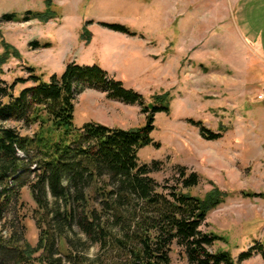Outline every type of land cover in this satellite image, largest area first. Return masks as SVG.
<instances>
[{"label": "rangeland", "instance_id": "obj_1", "mask_svg": "<svg viewBox=\"0 0 264 264\" xmlns=\"http://www.w3.org/2000/svg\"><path fill=\"white\" fill-rule=\"evenodd\" d=\"M48 1L51 16H44L46 0H0V55L4 43L20 55L9 54L0 65V78L8 83L27 79L28 67H33L49 80L69 62L95 64L141 93L147 104L166 95L169 109L154 113L151 133L159 146H144L139 161H163L152 174L159 181L171 178L177 165L197 172L201 181L191 190L194 195L203 196L214 186L226 193L203 224L204 230L223 237L211 251L227 250L237 259L256 242L264 245V197L243 194L264 193V0ZM26 11L36 17L2 20L7 13L21 19ZM100 21L122 24L134 35ZM29 85L19 84L16 92ZM74 101L76 127L89 121L124 129L145 124L139 104L107 99L97 89L85 88ZM190 118L222 136L203 137ZM33 128L23 126L21 132L31 134ZM23 173L14 211L22 218L24 239L35 245L39 229L29 183L36 173ZM106 251L105 263L113 264L117 250ZM87 253L92 258L101 251L95 245ZM170 257L173 264H188L175 244ZM237 264H264V259L253 252Z\"/></svg>", "mask_w": 264, "mask_h": 264}, {"label": "trees", "instance_id": "obj_2", "mask_svg": "<svg viewBox=\"0 0 264 264\" xmlns=\"http://www.w3.org/2000/svg\"><path fill=\"white\" fill-rule=\"evenodd\" d=\"M46 4L44 16H51V3L46 0ZM24 14L19 19L17 13H7L2 20L36 17L30 11ZM100 24L134 35L119 23ZM4 49L0 65L11 53L20 57L6 43ZM28 70L27 79L16 77L8 83L0 78V264H106L108 247L118 252L113 264H173V244L181 248L188 264H237L253 252L264 259V245L257 242L237 259L227 250L209 249L223 237L204 230L203 224L224 201L225 192L214 186L203 196L194 195L191 190L201 181L197 172L177 165L171 178L159 181L152 174L163 161H139L140 149L159 146L151 133L154 113L169 109L166 95L147 104L141 93L124 87L95 64L69 62L60 76L53 74L49 80L33 67ZM27 81L32 85L16 92ZM85 88L103 91L110 100L139 104L146 113L145 124L124 129L89 121L76 127L74 99ZM188 121L207 139L222 136L199 120ZM23 126L34 127L32 133L21 132ZM31 170L36 173L29 187L39 229L35 245L24 239L22 218L14 211L18 183L24 182L21 175ZM243 194L264 197V193ZM95 245L102 254L91 258L87 250Z\"/></svg>", "mask_w": 264, "mask_h": 264}, {"label": "crops", "instance_id": "obj_3", "mask_svg": "<svg viewBox=\"0 0 264 264\" xmlns=\"http://www.w3.org/2000/svg\"><path fill=\"white\" fill-rule=\"evenodd\" d=\"M104 95H106L104 92H103Z\"/></svg>", "mask_w": 264, "mask_h": 264}]
</instances>
